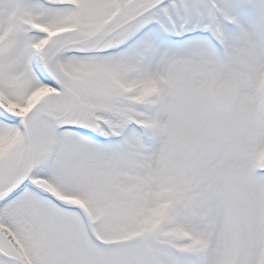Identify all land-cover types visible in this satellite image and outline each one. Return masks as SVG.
I'll return each instance as SVG.
<instances>
[{
	"label": "snow or ice",
	"instance_id": "snow-or-ice-1",
	"mask_svg": "<svg viewBox=\"0 0 264 264\" xmlns=\"http://www.w3.org/2000/svg\"><path fill=\"white\" fill-rule=\"evenodd\" d=\"M0 264H264V0H0Z\"/></svg>",
	"mask_w": 264,
	"mask_h": 264
}]
</instances>
